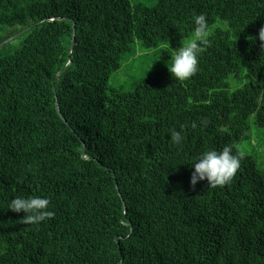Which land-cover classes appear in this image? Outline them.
<instances>
[{
  "label": "trees",
  "instance_id": "obj_1",
  "mask_svg": "<svg viewBox=\"0 0 264 264\" xmlns=\"http://www.w3.org/2000/svg\"><path fill=\"white\" fill-rule=\"evenodd\" d=\"M199 13L210 44L177 81ZM262 25L264 0H0V43L28 28L0 46V264H264ZM225 145L232 181L193 187ZM38 194L55 218L8 209Z\"/></svg>",
  "mask_w": 264,
  "mask_h": 264
},
{
  "label": "clouds",
  "instance_id": "obj_2",
  "mask_svg": "<svg viewBox=\"0 0 264 264\" xmlns=\"http://www.w3.org/2000/svg\"><path fill=\"white\" fill-rule=\"evenodd\" d=\"M192 37L176 48L174 54L170 55V66L168 70L177 81H187L193 77L199 69V61L205 47L210 44L208 37L211 34L209 21L204 13L193 17ZM252 40H259L260 50L264 56V25L258 30L257 36ZM152 66V65H151ZM148 68L147 72L150 70ZM196 128V124H192ZM170 138L174 144L180 145L183 137L181 131H172ZM244 157L235 153L231 145H225L221 149H210L198 153L189 164L194 171L191 173L190 183L194 187L199 181L207 180L208 187H223L230 183L241 167ZM51 200L43 195H16L8 205L13 212H23L21 222L28 225H40L41 223L55 218V211L50 208Z\"/></svg>",
  "mask_w": 264,
  "mask_h": 264
},
{
  "label": "water",
  "instance_id": "obj_3",
  "mask_svg": "<svg viewBox=\"0 0 264 264\" xmlns=\"http://www.w3.org/2000/svg\"><path fill=\"white\" fill-rule=\"evenodd\" d=\"M27 29H28V28H26L25 30H22V31L18 32L17 34H15V35H13V36L7 38V39L4 40L2 43H0V46H2V45L4 44V42L9 41V40H11V39H14L15 37H17L18 35H20L22 32L26 31ZM72 35H73V36H72V40H71V44H70L69 54H70V52H71V49H72V46H73V43H74V29H73V34H72ZM70 63H71V61L69 60V61L66 63V65L64 66V68L56 74V76H58L62 71H64V70L70 65ZM56 106H57V103H56ZM116 240L118 241V237H116Z\"/></svg>",
  "mask_w": 264,
  "mask_h": 264
}]
</instances>
